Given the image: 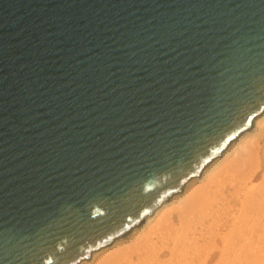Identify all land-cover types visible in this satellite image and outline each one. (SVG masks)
<instances>
[{
	"label": "water",
	"instance_id": "water-1",
	"mask_svg": "<svg viewBox=\"0 0 264 264\" xmlns=\"http://www.w3.org/2000/svg\"><path fill=\"white\" fill-rule=\"evenodd\" d=\"M264 113V0H0V264H80Z\"/></svg>",
	"mask_w": 264,
	"mask_h": 264
},
{
	"label": "bare ground",
	"instance_id": "bare-ground-1",
	"mask_svg": "<svg viewBox=\"0 0 264 264\" xmlns=\"http://www.w3.org/2000/svg\"><path fill=\"white\" fill-rule=\"evenodd\" d=\"M262 139L264 113L144 222L80 264H264Z\"/></svg>",
	"mask_w": 264,
	"mask_h": 264
},
{
	"label": "rangeland",
	"instance_id": "rangeland-1",
	"mask_svg": "<svg viewBox=\"0 0 264 264\" xmlns=\"http://www.w3.org/2000/svg\"><path fill=\"white\" fill-rule=\"evenodd\" d=\"M258 133H259V130H256V131H254V132H251V136H250L248 139L250 140L251 137H255V135L258 136ZM248 139H247V141H248ZM261 143H262L261 146H263V145H264V140H263V139H262ZM203 181H204V179L201 180V181L198 183V185H199V186L202 185V184H203ZM205 182H206V181H205ZM198 185H197V184H196V185H193V186L191 187V189L197 187ZM193 242H194V241H193Z\"/></svg>",
	"mask_w": 264,
	"mask_h": 264
}]
</instances>
